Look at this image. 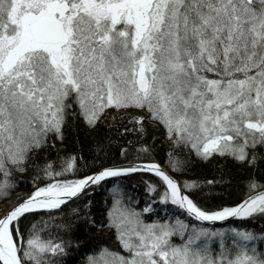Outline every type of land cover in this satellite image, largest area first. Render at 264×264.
<instances>
[{
	"label": "snow or ice",
	"instance_id": "obj_1",
	"mask_svg": "<svg viewBox=\"0 0 264 264\" xmlns=\"http://www.w3.org/2000/svg\"><path fill=\"white\" fill-rule=\"evenodd\" d=\"M217 156L253 171L207 204ZM261 162L264 0H0V264H264Z\"/></svg>",
	"mask_w": 264,
	"mask_h": 264
},
{
	"label": "trees",
	"instance_id": "obj_2",
	"mask_svg": "<svg viewBox=\"0 0 264 264\" xmlns=\"http://www.w3.org/2000/svg\"><path fill=\"white\" fill-rule=\"evenodd\" d=\"M104 135L102 129H97L93 132L84 133L78 132L75 128L66 137L65 147L72 149L73 147L78 148L83 152L86 159L91 160L94 152L90 149L94 148V141ZM78 141V143H77ZM113 143L108 145L110 153H117V142L113 134ZM165 152L162 145H157V159L163 163ZM258 173L257 178L264 175V162L259 163L255 169ZM253 171L252 168L245 167L232 159L223 157H215L208 161H203L193 158L187 170L180 176L181 180H196V181H216L211 186L201 185L197 191L202 192L204 200L202 202L207 204H215L220 202H230L236 200L238 197H242L246 191V179L249 172ZM21 183L16 188L15 192L23 191L28 192L31 187V178L25 174L20 177ZM138 182V181H137ZM14 192V193H15ZM103 198L104 192L100 191L93 194L92 200L94 207L92 209L93 214L96 215L97 219L100 218V214L103 211ZM264 225V219L256 218L255 229L259 230ZM250 227L252 225H249ZM94 235H102L101 230L93 229ZM80 256H75L72 259V264H78Z\"/></svg>",
	"mask_w": 264,
	"mask_h": 264
},
{
	"label": "rangeland",
	"instance_id": "obj_3",
	"mask_svg": "<svg viewBox=\"0 0 264 264\" xmlns=\"http://www.w3.org/2000/svg\"><path fill=\"white\" fill-rule=\"evenodd\" d=\"M20 193H23V191H17L15 193H13V197H15L16 195L20 194Z\"/></svg>",
	"mask_w": 264,
	"mask_h": 264
},
{
	"label": "bare ground",
	"instance_id": "obj_4",
	"mask_svg": "<svg viewBox=\"0 0 264 264\" xmlns=\"http://www.w3.org/2000/svg\"><path fill=\"white\" fill-rule=\"evenodd\" d=\"M3 207V205L2 204H0V208H2Z\"/></svg>",
	"mask_w": 264,
	"mask_h": 264
}]
</instances>
